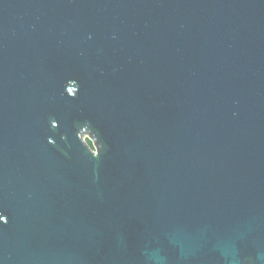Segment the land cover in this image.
Here are the masks:
<instances>
[{"label":"water","instance_id":"obj_1","mask_svg":"<svg viewBox=\"0 0 264 264\" xmlns=\"http://www.w3.org/2000/svg\"><path fill=\"white\" fill-rule=\"evenodd\" d=\"M0 214V264H264V0H0Z\"/></svg>","mask_w":264,"mask_h":264},{"label":"flooded vegetation","instance_id":"obj_2","mask_svg":"<svg viewBox=\"0 0 264 264\" xmlns=\"http://www.w3.org/2000/svg\"><path fill=\"white\" fill-rule=\"evenodd\" d=\"M85 140H86V142L88 143V145H89L92 149H94V145H93L92 141H90L87 137L85 138ZM90 142H91V143H90Z\"/></svg>","mask_w":264,"mask_h":264},{"label":"snow or ice","instance_id":"obj_3","mask_svg":"<svg viewBox=\"0 0 264 264\" xmlns=\"http://www.w3.org/2000/svg\"><path fill=\"white\" fill-rule=\"evenodd\" d=\"M91 143V142H90ZM4 215L3 214H0V221H4Z\"/></svg>","mask_w":264,"mask_h":264}]
</instances>
